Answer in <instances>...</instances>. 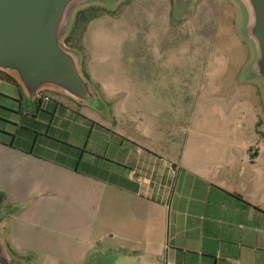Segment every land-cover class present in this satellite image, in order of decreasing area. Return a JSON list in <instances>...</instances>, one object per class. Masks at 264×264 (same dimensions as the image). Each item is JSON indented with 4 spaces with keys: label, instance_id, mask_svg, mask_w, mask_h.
Returning a JSON list of instances; mask_svg holds the SVG:
<instances>
[{
    "label": "crops",
    "instance_id": "obj_1",
    "mask_svg": "<svg viewBox=\"0 0 264 264\" xmlns=\"http://www.w3.org/2000/svg\"><path fill=\"white\" fill-rule=\"evenodd\" d=\"M111 12L86 23L81 46L101 17L105 45L113 36V45L123 43L120 15ZM84 62L101 92L92 58L88 70ZM121 83L110 91L126 94ZM48 95L41 138L33 130L21 132L20 143L0 138V207L21 205L4 234L15 256L26 264H264V209L250 198L254 179L242 178L243 166L236 169L232 143L215 140L219 153L203 157L199 151H211L212 144L168 139L169 146H181L173 158L134 141L155 144L156 127L142 115H159L138 100L133 106L106 101L107 125L64 101L82 105L73 99ZM12 121L21 119L16 114ZM68 130L81 139H61Z\"/></svg>",
    "mask_w": 264,
    "mask_h": 264
},
{
    "label": "rangeland",
    "instance_id": "obj_2",
    "mask_svg": "<svg viewBox=\"0 0 264 264\" xmlns=\"http://www.w3.org/2000/svg\"><path fill=\"white\" fill-rule=\"evenodd\" d=\"M92 6L104 8L96 10L99 14L113 11L114 16L120 15L118 25L126 31L123 43L113 45V36L109 45H105L106 21L101 17L93 22L82 46L80 39L86 22H78L71 39L75 46L71 47L82 55V70L83 58L87 70L92 58L91 69L96 72L98 88L102 89L98 92L105 103L120 106L125 101L126 106H133L138 100L139 105L159 113L142 115L146 124L156 127L155 144L134 141L156 152L169 153L173 158L181 154V146H169L165 142L168 139L181 144L186 138L212 144L211 151L203 152L206 148L199 151L203 157L219 153L215 140L232 143L231 150L240 158L236 169L243 166L246 175L242 178L254 179L250 198L264 209V106L258 85L243 81V68L253 54L239 34L237 5L233 0H194L190 11L182 15L175 12L173 0H122L113 7L95 4L80 10ZM136 76L141 81L139 85ZM87 78L95 85V81ZM121 80L127 96L119 90L110 91L120 88ZM229 89L230 94L226 92ZM254 89L257 105L253 101ZM64 101L95 121L110 125L109 113L101 115L90 106ZM232 103L234 106L229 110ZM31 105L21 88L11 82H0V138H15L14 142L20 143L19 134L29 132L31 124L23 118L15 125L14 110L27 112ZM68 131L61 139L71 143L81 139Z\"/></svg>",
    "mask_w": 264,
    "mask_h": 264
},
{
    "label": "water",
    "instance_id": "obj_3",
    "mask_svg": "<svg viewBox=\"0 0 264 264\" xmlns=\"http://www.w3.org/2000/svg\"><path fill=\"white\" fill-rule=\"evenodd\" d=\"M122 0H0V71L12 76L24 96L40 91L63 94L103 115L109 108L82 70L80 51L65 43L74 16L87 5L116 6ZM194 0H173L175 12L187 14ZM238 31L251 46L243 81L255 82L264 106V0H233ZM21 205L0 207V264H26L8 247L4 234Z\"/></svg>",
    "mask_w": 264,
    "mask_h": 264
},
{
    "label": "flooded vegetation",
    "instance_id": "obj_4",
    "mask_svg": "<svg viewBox=\"0 0 264 264\" xmlns=\"http://www.w3.org/2000/svg\"><path fill=\"white\" fill-rule=\"evenodd\" d=\"M0 78L5 79V78H3V76L1 77V75H0ZM14 85L20 90V86L18 83L14 84ZM48 93H50V92L44 91V90L40 91L38 93L36 99L34 101H31L32 102V105H31L32 109H30L29 111L25 112L23 109L14 110V112L16 114L20 115V119L25 118L26 120H28V122L31 124L29 129L33 130L35 132L36 138L37 137L41 138L44 134V128L45 127H44V122H43L41 117L44 115V113L47 110L45 108H43L42 103L45 100H48L49 98L51 99V97L48 95ZM18 122H20V121H18ZM18 122H14V124L17 125V124H19ZM14 139L15 138H13V140H11V141L13 142Z\"/></svg>",
    "mask_w": 264,
    "mask_h": 264
},
{
    "label": "trees",
    "instance_id": "obj_5",
    "mask_svg": "<svg viewBox=\"0 0 264 264\" xmlns=\"http://www.w3.org/2000/svg\"><path fill=\"white\" fill-rule=\"evenodd\" d=\"M100 7H97V6H92V7H88V8H85V9H81V10H78L77 12H76V14H75V19H74V22H73V25H72V28H71V30H70V32H69V34L65 37V43L67 44V45H69V46H75V44H73L72 42H71V39H72V34H73V32H74V28H75V26L78 24V22H80V21H84V23L86 22H88L91 18H94V17H96V16H98L99 15V13L96 11L97 9H99ZM100 9H103L104 10V8H100ZM0 75H1V77L3 76V78H5L6 80H8V81H10V82H12V83H14V84H16L17 82H16V80L12 77V76H10L9 74H7V73H5V72H3V71H0ZM80 155H78L77 156V160H76V162H75V166H77L79 163H80ZM77 169V168H76ZM237 198H240L239 197V195L238 194H234ZM0 196H2V194H0ZM0 201H1V197H0ZM244 204H246V205H249V206H252V205H250L249 203H246V202H244ZM252 207H254V208H256L258 211H260V209L259 208H257V207H255V206H252ZM262 211V210H261ZM263 212V211H262ZM128 253H133V251H127Z\"/></svg>",
    "mask_w": 264,
    "mask_h": 264
}]
</instances>
